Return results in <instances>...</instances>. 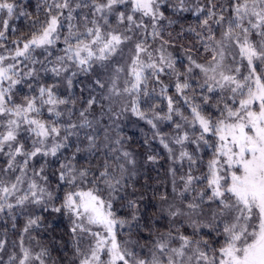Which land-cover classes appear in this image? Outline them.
<instances>
[{"label": "snow or ice", "instance_id": "obj_1", "mask_svg": "<svg viewBox=\"0 0 264 264\" xmlns=\"http://www.w3.org/2000/svg\"><path fill=\"white\" fill-rule=\"evenodd\" d=\"M0 264H264V0H0Z\"/></svg>", "mask_w": 264, "mask_h": 264}]
</instances>
